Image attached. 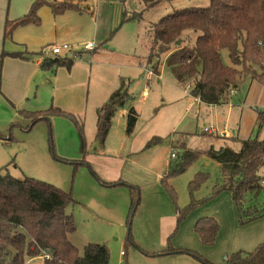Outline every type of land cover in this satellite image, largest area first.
<instances>
[{
    "label": "rangeland",
    "instance_id": "obj_1",
    "mask_svg": "<svg viewBox=\"0 0 264 264\" xmlns=\"http://www.w3.org/2000/svg\"><path fill=\"white\" fill-rule=\"evenodd\" d=\"M18 1H5L0 53L26 54L28 49L38 58L43 51L46 60L48 54L68 53L70 57L61 58L73 63L70 68L38 70L33 60L0 58V166L16 177L48 181L72 195L74 203L67 210L76 229L69 238L80 254L86 244L96 242L108 246L109 264H142L144 254L171 246L223 264L220 246L228 250L229 242L243 239L233 228L234 221L241 222L230 191L221 203L225 219L215 215L219 200L214 190L223 183L224 172L208 150L223 145L239 149L241 140L250 137L264 140V84L243 76L226 103H205L192 94L193 82L180 83L165 64L176 45L161 51L153 43L154 23L178 9L206 6L209 0H161L147 9L139 0H76L81 9L59 14L52 11L53 0H41L40 22L17 26L4 38L5 19L11 18V4L15 13ZM90 41L93 50L85 48ZM55 43L70 48L53 54ZM182 44L178 40L177 45ZM222 59L231 65L228 50ZM28 63L34 71L23 82L15 80L12 74L23 78ZM122 81L133 99L117 106L101 145L96 140L97 108ZM129 104L138 114L130 133L123 111ZM51 108L66 114L38 120L27 116ZM195 184L200 185L192 193L190 185ZM254 200L263 204L264 190ZM192 201L195 205L189 206ZM177 208L182 210L180 221ZM201 218L219 222L213 244L202 243L195 230ZM233 252L226 251V257ZM26 263L44 264V257H26Z\"/></svg>",
    "mask_w": 264,
    "mask_h": 264
},
{
    "label": "trees",
    "instance_id": "obj_2",
    "mask_svg": "<svg viewBox=\"0 0 264 264\" xmlns=\"http://www.w3.org/2000/svg\"><path fill=\"white\" fill-rule=\"evenodd\" d=\"M139 1L146 9L161 2ZM41 4V0H35L27 14L17 19L7 17L3 37H11L17 26L38 24L37 10ZM51 8L54 14L81 9L76 0H53ZM153 31V43L161 51H168L171 45H176L165 64L180 83L193 82L192 94L200 101L226 103L230 90L235 89L243 76L264 84V0H209L206 6L182 8L167 14L154 23ZM178 40L187 45H177ZM223 50H228L231 65L223 61ZM6 55L28 59L23 51L3 50L0 58ZM66 65L70 68L71 62ZM132 99L122 81L98 108L96 140L101 145L117 106L124 107ZM58 113L66 114V111L51 108L45 112H29L27 116L38 120L48 119L47 114ZM137 115L129 104L128 133L133 130ZM208 153L224 172L223 183L216 187L214 195L223 190L231 192L242 224L263 217L264 203L259 204L254 199L264 190V174H260L264 167V140L250 137L241 140L239 149L223 145L219 149L210 148ZM185 163L179 168L180 172L185 169ZM179 171L173 170L175 173ZM199 185H190L191 192ZM72 203V195L62 188L27 175L16 177L7 166H0V264H27L26 257H38L42 251L50 255L44 258V264H109L111 254L107 245L88 243L80 254L70 240L69 233L76 229L73 215L67 210ZM194 205L193 201L189 204ZM177 210L182 213L179 208ZM181 217L180 214L179 221ZM219 227L216 219L201 218L195 230L201 242L210 245L215 242ZM162 252L185 253L204 264H214L189 248L170 246ZM226 264H264V241L251 251L238 250L227 255Z\"/></svg>",
    "mask_w": 264,
    "mask_h": 264
},
{
    "label": "crops",
    "instance_id": "obj_3",
    "mask_svg": "<svg viewBox=\"0 0 264 264\" xmlns=\"http://www.w3.org/2000/svg\"><path fill=\"white\" fill-rule=\"evenodd\" d=\"M5 1L6 0H0V32L2 31V18H3L2 12L4 13ZM33 1L34 0H19L18 2H16L14 14L12 13L13 4H11V6H10L11 18L17 19V18L21 17L22 14L23 15L26 14V11L28 10L30 3ZM9 3H10V0H9ZM17 5H18V7H17ZM34 53L35 52L29 51L28 49H26V54H27L28 59H22V60H33L35 62L34 64L36 66H38V68H37L38 70H40V69L41 70H49L51 67L54 68V66L57 67V66H61V65H66V62H69L67 60H62V58H61V57L64 58L67 55L69 56L68 53H65V54L60 55V56H51L50 54H48L47 55V57L49 58L48 60L42 58V54H39L41 52L37 53L39 55L38 58H34L33 57ZM50 60H52V61H50ZM59 61H61L62 64H58ZM70 62L72 64L73 59ZM26 68H27V72L24 73L23 78L17 72H14L12 74V77L17 81L23 82L26 75L31 73L32 71H34V66L31 65L30 63H28L26 65ZM109 96H108V98H109ZM108 98H107V100H108ZM101 106H103V105H101ZM100 107H98V108H100ZM98 108H97V110H98ZM123 111L127 115L128 110L123 108ZM97 123H98V113H97ZM226 191L227 190L221 192L220 194H217L216 195L217 197L215 198V199L219 200L218 201L219 205H217L215 207V210H217V214L215 213V215L217 217H219L221 221L225 219L224 211H223L224 208H223L221 203L225 202L229 199V194L226 193ZM227 192H229V191H227ZM231 196H232V194H231ZM232 200H233V198H232ZM229 215H233V213H230ZM191 225H193V224L191 223L190 226ZM233 228L236 229V231H235L236 233H238V232L240 233L239 239H241V238H243V239L241 241L229 242L228 243V250H225L223 248L225 245L220 246L221 252H220L218 258H220V259L224 258V259H221L224 261L223 264H226V253H225L226 251H238V250L251 251L248 249L253 250L260 242L264 241V216L259 218V219L253 220L249 223H246V224H241L238 221H236V223H235V221H234L233 222ZM189 235L190 234L187 232L186 236L189 237ZM121 253H122V251H121ZM125 254H127V253L125 252ZM136 254H137V252L132 251V255H136ZM222 254H224V255H222ZM209 257H210V260L213 259V258H211V256H209ZM140 258H141V256L138 257V260ZM141 261H142V264H202V263L198 262L195 259V257H193L189 254H185V253L165 254L163 252H156L154 254H144V257H142Z\"/></svg>",
    "mask_w": 264,
    "mask_h": 264
},
{
    "label": "built area",
    "instance_id": "obj_4",
    "mask_svg": "<svg viewBox=\"0 0 264 264\" xmlns=\"http://www.w3.org/2000/svg\"><path fill=\"white\" fill-rule=\"evenodd\" d=\"M69 48H70V46L67 45V44H64L62 46L53 44L50 49H51V52L53 54H62V53L65 52L64 50H68ZM85 48L87 50H93L94 49V42L93 41H90V42L86 43L85 44ZM231 91L233 92L234 89H232ZM213 130L214 129H212L211 131H213ZM208 131H210V129H208ZM171 155H172V157H174L175 156V152H173ZM263 182H264V179H263ZM122 254H125V252L122 251ZM40 256H42L44 258H49L50 257V255L46 251H42V253H41Z\"/></svg>",
    "mask_w": 264,
    "mask_h": 264
}]
</instances>
